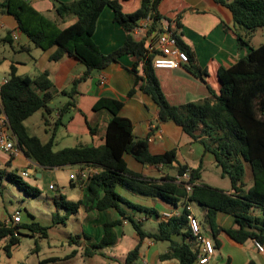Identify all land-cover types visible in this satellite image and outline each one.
<instances>
[{"label":"trees","instance_id":"obj_1","mask_svg":"<svg viewBox=\"0 0 264 264\" xmlns=\"http://www.w3.org/2000/svg\"><path fill=\"white\" fill-rule=\"evenodd\" d=\"M216 1L226 6L232 13L233 21L243 28L242 34L235 33L237 45L239 49L248 50L231 66L219 67L218 93L208 85V97L173 105L162 92L152 66L159 51L148 48L161 30L158 23L162 17L157 12L160 0H141L139 8L130 13L122 11L118 0H53V16L35 9L31 0H0V15L12 16L17 30L29 39L33 47L47 50L55 46L56 50L51 54L50 60L57 61L64 55H69L84 65L81 78L73 81L70 91L63 92L70 98L77 93L79 81L89 77L93 71L118 61L122 55H132L133 63L126 68L132 78L127 96H132L138 89L150 96L158 108L159 119L163 122L172 121L191 140L200 142L206 151L212 153L221 176L227 177L230 182V190L226 191L200 181L202 161L197 167L180 163L176 149L152 154L148 149L147 138H137L131 121L119 115L122 102L109 98H100L94 106L95 109L104 108L111 114L105 126L102 144L76 145L54 150L55 129L62 124L61 111L73 102L69 100L61 106L60 117L52 128L46 129L49 132L48 140L42 142L39 137L28 132L24 120L34 112L43 110L44 124L49 125L47 115L51 112L49 103L53 98L54 86L47 71L32 78L18 74L16 67L11 64L9 77L0 86V101L8 127L15 138V145L22 154L46 169L64 165H75L78 169H96L88 178L76 180L77 185L82 187V195L77 201H69L64 196H61L60 201H54L56 207H65L68 215L76 214L80 208L86 213H105L103 235L96 243L84 244V256L106 257L98 249L117 242L114 228L127 219L136 232L138 241L126 253L121 264H136L140 246L146 238L168 242L166 252L160 255L162 260L174 259L179 264L197 262L201 250L190 232L186 210L167 219H160L157 231L149 232L143 228L141 221L125 214L120 204L142 211L146 216L160 218V215L153 208L127 201L116 191L117 187L158 197L172 206H177L179 201L183 205L195 202L205 210L204 218L215 234L220 229L216 224L217 213L228 214L233 217V226L224 229V233L233 242L243 244L247 240H253L264 246V41L257 46L250 45V39L257 29L264 28V0ZM105 7L112 9L113 21L127 32L123 45L107 54L100 51L92 38L97 19ZM71 17L74 21L62 26ZM143 18H149L147 37L136 38L131 32ZM175 23L173 31L177 45L188 55V62L181 66L206 83L204 77L207 76V70H200L195 64V52L181 40L178 34L179 20L175 19ZM13 42L11 30L0 39V43ZM1 61L2 58L0 63ZM94 131L90 127V132ZM124 154L131 155L144 165L173 166L176 175L189 170L191 191L186 190L184 182L178 181L176 175L150 178L131 171L123 159ZM11 158L13 157L10 156L9 161ZM247 168L251 174L249 186L245 179ZM4 174L26 194L37 196L40 193L37 187L27 183L16 171L0 170V179ZM110 209L117 211V219L109 216ZM19 224L20 222L14 224L0 220V249L7 256L11 255L12 247L19 241L21 225L40 236L47 234V227L38 221ZM172 235H181V241L173 240ZM76 237L89 239L86 234H77ZM77 252L73 249L62 258L48 257L40 260L39 264L68 259Z\"/></svg>","mask_w":264,"mask_h":264},{"label":"crops","instance_id":"obj_2","mask_svg":"<svg viewBox=\"0 0 264 264\" xmlns=\"http://www.w3.org/2000/svg\"><path fill=\"white\" fill-rule=\"evenodd\" d=\"M57 1L70 2L73 0ZM118 1L125 13L135 11L141 3V0ZM31 3L38 11L53 16V0H31ZM157 12L162 17L158 23L160 27L169 20H179L178 34L181 40L195 52V64L198 68L207 70V76L204 77L206 83H204L183 66L172 69L155 68L154 72L168 102L179 105L208 97L210 95L208 85L214 92L218 93L220 89L217 75L219 67L231 66L248 50L247 48H238L235 33L242 34L243 28L233 21L231 11L216 0H160ZM73 21L74 18H67L62 26H67ZM141 22L142 20L138 25L143 23ZM8 30H11L16 38H13L12 44L0 43V58H2L0 86L9 77L11 64L16 67L18 74L28 75L32 78L42 71H47L54 86L53 98L49 103L51 112L47 115L49 125L46 126L43 121L45 112L38 110L24 120L28 132L39 137L42 142H46L49 138V132L46 129L52 128L54 122L60 117L61 106L69 100L73 102L67 109L61 111L62 124L57 125L55 129L54 150L76 145L102 144L105 126L111 114L104 108L95 109L94 106L100 98H109L122 102L119 115L131 121L133 133L137 138H147L148 149L152 154H161L176 149L180 163L197 167L202 161L201 173L206 166L215 165L212 153L206 151L200 142L191 140L181 127L172 121L163 122L159 119L158 108L150 96L139 89L132 96H127L132 85V78L126 68L133 63L132 55H122L118 61L108 64L103 69L93 71L89 77L79 81L76 86L77 93L70 98L63 92L70 91L73 81L81 78L85 70L84 65L69 55H64L57 61L50 60L51 54L56 50L55 46L47 50L33 47L29 39L17 30L16 21L12 16L0 15V39ZM131 34L136 38H141L145 37L147 32L145 28L141 27L140 32L136 33L132 30ZM126 36L127 32L113 21L112 9L105 7L97 19L92 36L100 51L107 54L120 48ZM101 77L105 80L103 84L100 83ZM90 127L95 130L93 133L90 132ZM40 129L42 132L39 135L36 132ZM9 159L8 154L0 151V165L9 167H14L15 164L21 165L22 171L26 170L29 173L28 176H33L35 181L42 179L45 171L51 170L38 166L27 159L22 152L11 158L10 161ZM123 159L131 171L144 177L160 178L166 175L170 177L176 175V169L173 166L144 165L129 154H124ZM15 171L17 172V169ZM247 185H250V179H248ZM79 187L82 195V187ZM223 190L229 191L230 187ZM116 191L127 201L153 208L160 215V218L146 216L142 211L134 210L123 203L120 204L125 214L141 221L144 229L149 224L150 228L145 229L149 232L157 231L158 223L160 219H163L162 213L181 212L183 209V202L180 201L177 206H172L158 197L131 192L122 187H117ZM190 206L191 212L199 221L201 233L210 238L213 243L214 254L207 264H264V255L256 248L253 240L237 244L224 233V229L233 226L232 216L222 212L217 213L216 224L220 229L215 234L204 218L205 210L195 202H190ZM76 214L81 215L80 218L84 224L82 225V234L89 237V239L80 237L79 239L82 240L79 242L85 244L98 242L103 235L102 225L106 219L105 213L103 211L86 213L83 208H80ZM108 214L112 219L118 218L115 209H110ZM0 220H2L1 217ZM126 225L131 224L127 219H124L121 224L115 226L117 242L124 234L123 227ZM134 233L136 234L135 231ZM171 238L176 241L182 239L181 235H172ZM135 239L134 246L138 241L137 234ZM199 246L201 247L200 243ZM167 248V241H155L152 238L144 239L139 249V258L136 260V264L138 261L141 262L140 264H179L174 259L162 260L160 258V255L166 252ZM66 255H62V257ZM125 256L126 254L122 256L112 255L109 258L121 264Z\"/></svg>","mask_w":264,"mask_h":264},{"label":"rangeland","instance_id":"obj_3","mask_svg":"<svg viewBox=\"0 0 264 264\" xmlns=\"http://www.w3.org/2000/svg\"><path fill=\"white\" fill-rule=\"evenodd\" d=\"M264 41V28L257 29L255 35L250 39V45L257 46ZM5 66V65H3ZM2 68V66H0ZM42 130L36 133L41 134ZM21 175L22 166L15 164L14 167L0 165V170L15 171ZM75 165H64L45 171L44 177L40 180L33 176L23 177V179L35 186L39 190L37 196L28 195L9 177L4 174L0 179V217L6 221L9 216L19 211L22 217L20 221L28 224L31 221H38L47 227V234L40 236L30 229L21 225L19 227V241L12 247L11 255L7 256L5 251L0 249V264H39L40 260L48 257H62L70 253L73 249L78 252L68 259H58L46 264H118L109 258L112 255L122 256L134 247L136 234L131 225L123 227L124 234L113 246H106L98 249L106 257L100 255L88 257L84 256L85 243L76 235H82V219L80 214H67L65 207H56L54 201H60L61 196L67 200L76 201L81 195V189L76 183L71 181L69 175L77 170ZM50 172V173H48ZM251 178L249 169H246V184ZM200 181L220 189H228L230 182L227 177H221L219 169L215 165L206 166L201 173ZM55 184L54 189H49L48 185ZM9 214V215H8ZM55 220V222H53ZM19 224V225H20ZM147 224L145 229H149ZM141 262L138 261V264Z\"/></svg>","mask_w":264,"mask_h":264},{"label":"built area","instance_id":"obj_4","mask_svg":"<svg viewBox=\"0 0 264 264\" xmlns=\"http://www.w3.org/2000/svg\"><path fill=\"white\" fill-rule=\"evenodd\" d=\"M142 24L135 27L133 30L134 32L138 33L140 32L141 27L145 28L147 31V27L149 24V18H143ZM175 19L171 20L169 22L164 23V25L161 27V30L156 34L155 40L151 45L148 46L150 50L156 49L159 51V54L154 57L152 61V66L154 68H177L180 67L182 64H185L188 62V55L186 52L179 48L177 45V40L174 35V28H175ZM147 37V36H146ZM13 38L15 39L16 36L13 35ZM151 41V39H150ZM7 80V79H6ZM4 80V82H6ZM104 78H100V83H104ZM3 82V83H4ZM14 136L11 134V131L8 127V121L7 118L2 110L1 101H0V151L5 152L10 157H16L19 154H21V150L15 145ZM96 172V169L93 167H84L83 169H78L74 173H71L69 175V178L71 180H81L86 179L89 176H91L93 173ZM21 175L24 177H27L29 173L26 170H23L21 172ZM189 170H185L182 174L176 175V179L178 181L184 182V186L188 192L192 189V184L189 182ZM49 189H54L55 184L50 183L48 185ZM186 210L187 214V220H188V226L190 229V232L192 236L195 238V240L201 244L200 247V253L197 257V262L199 264H207L210 261V258L214 254V247L213 243L210 238L206 237L204 234L200 231V224L198 219L193 215L191 212V206L190 203H186L183 205V209ZM181 210V211H182ZM180 212H164L161 214V217L163 219H167L173 215H178ZM21 221V214L19 211H15L11 214V216L6 219V222L8 223H19ZM256 248L264 255V246L260 244L259 242L255 241Z\"/></svg>","mask_w":264,"mask_h":264}]
</instances>
